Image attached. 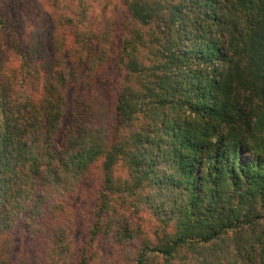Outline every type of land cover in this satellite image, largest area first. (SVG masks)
<instances>
[{"label":"trees","instance_id":"obj_1","mask_svg":"<svg viewBox=\"0 0 264 264\" xmlns=\"http://www.w3.org/2000/svg\"><path fill=\"white\" fill-rule=\"evenodd\" d=\"M30 249L264 264V0H0V264Z\"/></svg>","mask_w":264,"mask_h":264},{"label":"rangeland","instance_id":"obj_2","mask_svg":"<svg viewBox=\"0 0 264 264\" xmlns=\"http://www.w3.org/2000/svg\"><path fill=\"white\" fill-rule=\"evenodd\" d=\"M94 186H97V180H90L85 183L80 192L77 194L75 200L73 199L72 203L75 207V221H78L79 225L81 224H90L93 220V215L91 213V198L94 197ZM93 192V193H92ZM24 254H29V260L27 264H36L35 263V251L31 252V249L27 253L24 250Z\"/></svg>","mask_w":264,"mask_h":264}]
</instances>
